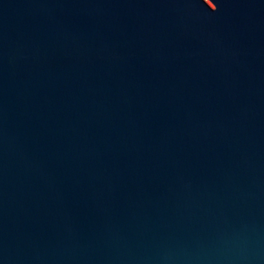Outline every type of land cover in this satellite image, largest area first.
Returning <instances> with one entry per match:
<instances>
[{
	"label": "water",
	"instance_id": "water-1",
	"mask_svg": "<svg viewBox=\"0 0 264 264\" xmlns=\"http://www.w3.org/2000/svg\"><path fill=\"white\" fill-rule=\"evenodd\" d=\"M0 264H264V0H0Z\"/></svg>",
	"mask_w": 264,
	"mask_h": 264
}]
</instances>
